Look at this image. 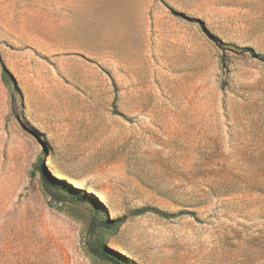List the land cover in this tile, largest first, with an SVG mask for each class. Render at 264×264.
<instances>
[{
    "label": "rangeland",
    "instance_id": "obj_1",
    "mask_svg": "<svg viewBox=\"0 0 264 264\" xmlns=\"http://www.w3.org/2000/svg\"><path fill=\"white\" fill-rule=\"evenodd\" d=\"M69 1L82 66L0 0V264H264V0Z\"/></svg>",
    "mask_w": 264,
    "mask_h": 264
},
{
    "label": "crops",
    "instance_id": "obj_2",
    "mask_svg": "<svg viewBox=\"0 0 264 264\" xmlns=\"http://www.w3.org/2000/svg\"><path fill=\"white\" fill-rule=\"evenodd\" d=\"M69 0H29L24 14L7 25V66H82L49 61V55L79 52L78 26Z\"/></svg>",
    "mask_w": 264,
    "mask_h": 264
},
{
    "label": "trees",
    "instance_id": "obj_3",
    "mask_svg": "<svg viewBox=\"0 0 264 264\" xmlns=\"http://www.w3.org/2000/svg\"><path fill=\"white\" fill-rule=\"evenodd\" d=\"M247 53L250 52L253 54V52L251 51H246ZM254 55V54H253ZM254 57L260 59L261 61H264L263 58H260L256 55H254ZM0 67H1V74L3 76V78H5L6 80H10L12 82H14V78L13 76L10 74V72L6 69V67L4 66V64L2 63L1 59H0ZM38 170L42 172V175L43 177H45V183H51V181H53L54 185H56V187H62L63 185H66L65 183H63L62 181L60 180H55V179H52L51 181L48 180V178H46V175H45V168L42 166V165H38ZM67 186V185H66ZM153 213L159 217H162V218H170L171 216L170 215H167L165 213H162L158 210H153L151 208H145V209H141L139 210L138 214H144V213ZM182 214H185V213H179L178 215H182ZM107 223H111L110 221L107 220ZM112 262L114 264H132V262L130 260H128L126 257L122 256V255H116L114 258H111Z\"/></svg>",
    "mask_w": 264,
    "mask_h": 264
}]
</instances>
